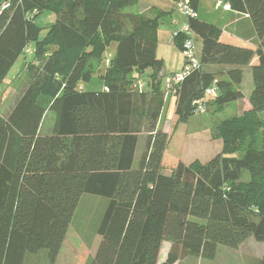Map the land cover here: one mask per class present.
<instances>
[{
  "label": "trees",
  "instance_id": "trees-1",
  "mask_svg": "<svg viewBox=\"0 0 264 264\" xmlns=\"http://www.w3.org/2000/svg\"><path fill=\"white\" fill-rule=\"evenodd\" d=\"M4 2L10 6L2 10ZM138 2L0 0V86L25 48L35 49L33 83L8 117L0 114V264H25L41 251L50 264H85L89 255L91 264H158L163 242L171 244L164 264H175L214 260L219 246L237 250L251 236L264 242V0H227L232 11L249 15L256 51L223 43L222 31L198 17L188 20L201 41L202 70L175 95L172 134L213 84L219 96L207 112L243 99L242 67L259 59L250 110L221 121L222 151L190 165L180 151H168L172 135L159 127L164 63L151 37L159 14L125 11ZM199 2L192 0L195 10ZM46 12L56 19L43 36L37 19ZM183 39L175 37L180 50ZM113 46L99 75L104 89L84 90ZM94 58L101 60L95 73ZM215 65L231 68L225 79L204 71ZM148 70L150 81L139 91L131 75ZM47 111L56 115L54 129L40 135ZM84 195L108 201L91 251L71 231ZM255 264H264V255Z\"/></svg>",
  "mask_w": 264,
  "mask_h": 264
},
{
  "label": "rangeland",
  "instance_id": "rangeland-1",
  "mask_svg": "<svg viewBox=\"0 0 264 264\" xmlns=\"http://www.w3.org/2000/svg\"><path fill=\"white\" fill-rule=\"evenodd\" d=\"M218 2L226 4L227 0H200L197 11L198 19L217 27L221 31L236 32L240 27H243L244 22L240 21L238 23V21L244 15L236 16L232 10L224 11V8L217 10L216 4ZM125 11L142 14L148 18H154L159 14L156 28L152 31L151 35L158 44L157 56L163 61L164 70L168 75L178 70L184 61V56L175 44V34L187 23L186 16L170 0H139L136 5L128 7ZM55 19L53 14L47 12L43 13L37 19V23L44 27L42 31L43 36L47 32L48 27L55 22ZM230 24L234 26L231 28ZM196 43L200 50L201 41L196 38ZM114 53L115 46L106 51L105 60L108 54ZM31 56L26 53L20 56L9 72L7 79L0 86V114L3 117H8L20 97L35 79L33 68L31 69L29 66ZM105 60L100 66L101 72L95 74L90 83L83 84L84 90L100 91L104 89L103 80L99 75L106 69L107 65ZM100 61L98 58L91 59V70L94 73L98 71ZM136 75L137 72H134L131 77ZM141 76L146 83L150 81V78H148L149 72L141 74ZM165 82L166 78H163V91H165ZM252 87L251 77V86L249 87L246 83L245 89L248 90L251 88L252 90ZM175 108V103L168 99L164 104L159 121V127L170 131V135H172L168 148L170 153L177 154L180 151V156L190 165L196 161L201 163L208 162L222 151L223 142L218 133V126L221 121L237 115L233 107H227L224 111L217 114H214L210 110L205 114H195L187 124H180L172 134ZM262 116L264 117V113ZM55 119V113L47 111L43 118L39 134H52ZM144 146L145 137L141 136L136 153L135 166L139 164ZM241 156L242 154L239 153L238 157ZM107 202V199L102 197L84 195L75 213L71 231L73 229L74 235L79 238L89 251H91L94 242L98 239L96 234L97 227L103 216ZM46 253V251H41L39 253L40 255H36L38 256L37 259H30L33 256L28 255L26 264H50ZM263 255L264 242H258L251 236L237 250L221 245L218 248L214 260L203 259V261H200L197 257H190L188 264H196V260H199L202 264H255ZM35 260L36 262H34Z\"/></svg>",
  "mask_w": 264,
  "mask_h": 264
},
{
  "label": "built area",
  "instance_id": "built-area-1",
  "mask_svg": "<svg viewBox=\"0 0 264 264\" xmlns=\"http://www.w3.org/2000/svg\"><path fill=\"white\" fill-rule=\"evenodd\" d=\"M176 8L186 16L187 23L183 28L175 34V37L181 33L184 36L182 43V53L184 56V64L180 72L174 73L166 78L165 82V94L175 96L178 92L179 87L183 81L194 71L202 70L201 66V56L200 51L196 43V34L191 29L188 20L190 18H197V10L194 9L192 5V0H170ZM10 6L9 2H4L2 5V10H5ZM216 8H224L226 10H231L230 6L226 3L218 2ZM34 47L28 45L24 53L27 55H33ZM32 57V56H31ZM110 58V55L108 56ZM109 58L106 60V64H109ZM134 87L143 91L146 88L147 83L143 80L140 74H137L134 79ZM219 96V88L213 84L206 88L204 95L194 102V113L195 114H205L207 113L208 104L214 101Z\"/></svg>",
  "mask_w": 264,
  "mask_h": 264
},
{
  "label": "crops",
  "instance_id": "crops-1",
  "mask_svg": "<svg viewBox=\"0 0 264 264\" xmlns=\"http://www.w3.org/2000/svg\"><path fill=\"white\" fill-rule=\"evenodd\" d=\"M198 7H199V5H198ZM198 7H197V11H198ZM216 9L220 10L222 8H219V9L216 8ZM224 11H231V10L225 9ZM233 12L236 14V16L244 15L242 19H240V20L238 19L239 20L238 23L240 21L244 22L243 27H240V29H239L240 33H239V30L236 32L235 31L230 32V31L223 30L222 35H221V41L223 43H226V44L234 45L237 47L250 48V49L256 51L259 48L260 40H259V37H258L254 27H253V23H252L249 15L243 14V13H238L235 11H233ZM235 22H237V21H235ZM233 26L234 25H231V28ZM199 51H200V56H201V49ZM258 62H259V59L257 56H255L249 65L242 67V70L244 72V76H243V82L240 85L239 90L243 93V99L236 101V102H233L228 106V107L234 108V111L237 114L236 116L241 115L242 112L248 111L251 108L250 103H249V98H250L252 91L254 89L253 76H251L252 75V68L254 66H256L258 64ZM183 64H184V61L181 65V67L178 70L171 73L170 75L177 73V72H180L182 67H183ZM230 69H231L230 67L216 66V65L204 67L205 72L218 74V76H217L218 79H225V73L227 71H229ZM148 72L150 74V70L146 71L145 73H148ZM170 75H168V73H166V71L164 70V67H163L162 71L159 74V77L161 80H163V78H167ZM251 77H252V83H253L252 90H251V88L246 90L245 89L246 83L249 87L251 86ZM168 99L170 101H173L175 103V106H176V97L175 96L166 95L165 102ZM183 162L186 165H189V163H187L186 160H184V159H183ZM170 247H171V244L169 242H163L162 243L160 254H159L158 264H164L165 263L167 256H168V252L170 250ZM36 255H40V254L38 253V254L31 255V256H33V258H30V259H37L38 256H36ZM27 258L28 257H26V259H25V264H26ZM189 258L190 257H188L187 259H185L183 261H179L175 264H188ZM257 258H260V257H257ZM92 259H93V255H89L85 261V264H91ZM197 259H200V261H203L202 258H197ZM34 262H36V260ZM200 263L202 264V262H199V260H196V264H200ZM31 264H35V263H31Z\"/></svg>",
  "mask_w": 264,
  "mask_h": 264
}]
</instances>
